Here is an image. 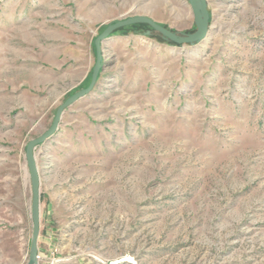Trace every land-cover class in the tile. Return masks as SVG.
Here are the masks:
<instances>
[{"label":"rangeland","instance_id":"1","mask_svg":"<svg viewBox=\"0 0 264 264\" xmlns=\"http://www.w3.org/2000/svg\"><path fill=\"white\" fill-rule=\"evenodd\" d=\"M206 2L199 42H101L34 150L38 264H264V0ZM134 15L195 31L187 0H0V264L29 257L27 142Z\"/></svg>","mask_w":264,"mask_h":264},{"label":"water","instance_id":"2","mask_svg":"<svg viewBox=\"0 0 264 264\" xmlns=\"http://www.w3.org/2000/svg\"><path fill=\"white\" fill-rule=\"evenodd\" d=\"M193 15V21L195 25V31L192 33H178L172 31L161 24L154 21L152 18L145 15H134L127 17L125 19L117 20L112 23H109L94 39L95 46V62L92 67V72L90 76V81L86 87H83L69 97H67L63 102H61L54 114L53 121L51 125L39 136L30 139L25 147V160L27 165V170L30 180L31 188V219H32V233L30 238V248H29V257L27 264H38L37 261V239L39 235L40 228V181L39 174L36 165V158L34 150L37 145L43 143L54 132L58 129V125L64 110L73 104L78 99L87 95L94 87L98 73L102 67V53H101V42L106 39L112 31L115 29L135 24V23H144L149 25L151 29L161 34V36L174 42L176 44H193L201 41L208 32V19L209 13L207 9L206 0H187Z\"/></svg>","mask_w":264,"mask_h":264}]
</instances>
